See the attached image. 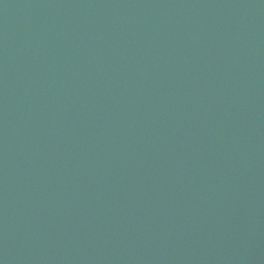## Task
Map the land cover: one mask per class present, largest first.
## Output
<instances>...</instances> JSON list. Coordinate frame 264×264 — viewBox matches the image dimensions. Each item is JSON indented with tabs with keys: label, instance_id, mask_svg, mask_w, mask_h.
<instances>
[{
	"label": "water",
	"instance_id": "water-1",
	"mask_svg": "<svg viewBox=\"0 0 264 264\" xmlns=\"http://www.w3.org/2000/svg\"><path fill=\"white\" fill-rule=\"evenodd\" d=\"M0 264H264V0H0Z\"/></svg>",
	"mask_w": 264,
	"mask_h": 264
}]
</instances>
